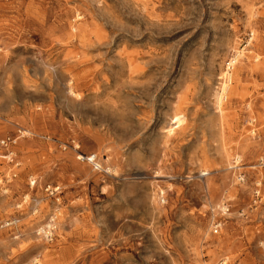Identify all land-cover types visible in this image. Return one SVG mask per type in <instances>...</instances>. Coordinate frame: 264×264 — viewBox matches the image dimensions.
<instances>
[{
    "label": "rangeland",
    "instance_id": "rangeland-1",
    "mask_svg": "<svg viewBox=\"0 0 264 264\" xmlns=\"http://www.w3.org/2000/svg\"><path fill=\"white\" fill-rule=\"evenodd\" d=\"M4 137L0 264H264V0H0Z\"/></svg>",
    "mask_w": 264,
    "mask_h": 264
},
{
    "label": "built area",
    "instance_id": "built-area-1",
    "mask_svg": "<svg viewBox=\"0 0 264 264\" xmlns=\"http://www.w3.org/2000/svg\"><path fill=\"white\" fill-rule=\"evenodd\" d=\"M16 138L15 137H4L1 141H0V147L3 149H9L10 147H12L13 145H15L16 143ZM11 224V223H10ZM9 225V224H8ZM48 225V224H47ZM47 228V232L46 234L50 235L49 233L54 229V223L53 221L49 222V225L46 226ZM217 232V226L214 229V233Z\"/></svg>",
    "mask_w": 264,
    "mask_h": 264
},
{
    "label": "bare ground",
    "instance_id": "bare-ground-1",
    "mask_svg": "<svg viewBox=\"0 0 264 264\" xmlns=\"http://www.w3.org/2000/svg\"><path fill=\"white\" fill-rule=\"evenodd\" d=\"M236 62V61H235ZM230 64V63H229ZM234 63L233 62H231V66L233 65ZM226 75V74H225ZM229 83V78L226 80V81H224V83L222 84V86H221V92H222V94H223V92H225V89L227 88V84ZM222 94H220V100H219V105H220V103L222 102L221 101V95ZM173 118H175L174 120H173V122H172V125H175V124H179L180 123V119L181 118H178L177 117V115H175ZM172 125L170 126V129H169V131L168 132H170L171 133V131H172ZM176 126V125H175ZM177 127V126H176ZM51 221H52V219H51ZM48 226V225H47Z\"/></svg>",
    "mask_w": 264,
    "mask_h": 264
}]
</instances>
